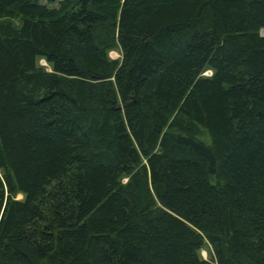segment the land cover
I'll list each match as a JSON object with an SVG mask.
<instances>
[{
  "label": "trees",
  "instance_id": "1",
  "mask_svg": "<svg viewBox=\"0 0 264 264\" xmlns=\"http://www.w3.org/2000/svg\"><path fill=\"white\" fill-rule=\"evenodd\" d=\"M262 29L264 0H0V264H264Z\"/></svg>",
  "mask_w": 264,
  "mask_h": 264
},
{
  "label": "rangeland",
  "instance_id": "2",
  "mask_svg": "<svg viewBox=\"0 0 264 264\" xmlns=\"http://www.w3.org/2000/svg\"><path fill=\"white\" fill-rule=\"evenodd\" d=\"M260 34L262 36H264V29L260 30ZM108 56H109L110 59H120V55L116 51L110 52L108 54ZM38 65H41L43 67H46L45 69H46V71H48V67L44 65V62L42 60H38ZM209 74H210L209 71H206L204 73V75H206V76H209ZM124 181L125 180L123 179V182ZM15 199L16 200H20L21 199V196L20 195H16L15 196ZM209 253H210L209 247L206 244H204L203 247L201 248V250L199 251V257L201 259H203V260H208L209 259Z\"/></svg>",
  "mask_w": 264,
  "mask_h": 264
}]
</instances>
